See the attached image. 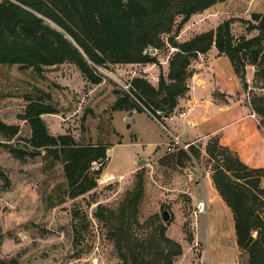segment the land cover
I'll return each instance as SVG.
<instances>
[{
  "label": "rangeland",
  "instance_id": "rangeland-1",
  "mask_svg": "<svg viewBox=\"0 0 264 264\" xmlns=\"http://www.w3.org/2000/svg\"><path fill=\"white\" fill-rule=\"evenodd\" d=\"M217 7L198 14L192 24L183 25L182 40L194 30L214 28L228 18L251 20L252 13L263 10L264 0H222ZM231 32L245 38L258 33L247 31L246 23L240 20L232 22ZM171 48L165 46L151 54L166 63L160 68L155 66L157 73L166 72L163 67L174 52ZM251 55L247 51L244 59ZM259 60L264 66V50ZM143 66L99 67L103 80L94 85L72 63L44 67L39 73L18 64L0 65V120L19 126L9 141L0 133V142L18 144L24 149L23 139L29 137L30 128L21 116L27 99L41 98L57 111L41 115L48 133L70 134L79 144L102 143L109 150L95 175V187L69 197L60 161L45 157L43 150L34 157L25 155L20 159L8 146L0 145V264H122L108 223L99 219L96 212L102 206L118 213L122 200L139 180L142 195L137 204V220L144 226L161 222L165 235L180 244L181 253L172 258L173 264H248V255L236 244L232 215L205 198L204 183L216 166L205 152V145L213 136L187 143L198 148L200 155L189 161L182 159L178 164L171 155L180 146L166 151L171 137L165 135L163 128L143 115H134L133 124L128 127L129 120L123 119L126 114L112 110L113 89H127L132 77L148 76L150 72ZM246 69L248 87L239 97L250 107L249 100L261 95L264 88L262 79L255 75L256 66L247 64ZM222 70L228 88L234 90L240 85L237 77L230 79L225 67ZM261 128L264 130V126ZM135 135L140 144L129 143ZM155 141L160 143V151L146 155ZM142 149L145 154L134 158ZM142 158L145 162L138 165L136 161ZM98 168V164H93L94 171ZM201 202L203 205L199 206ZM163 211L168 213L167 221L163 220ZM134 227L138 237L149 232Z\"/></svg>",
  "mask_w": 264,
  "mask_h": 264
},
{
  "label": "trees",
  "instance_id": "trees-1",
  "mask_svg": "<svg viewBox=\"0 0 264 264\" xmlns=\"http://www.w3.org/2000/svg\"><path fill=\"white\" fill-rule=\"evenodd\" d=\"M219 1L222 0H0V65L18 64L39 73L44 67L72 63L87 82L96 85L103 80L97 71L99 67L158 64L149 49L172 47L167 75L160 72L156 86L143 76H134L127 89L112 91L115 95L112 110L148 111L158 119L171 113L178 98L187 92V81L194 72L191 61L213 45L217 55L229 59L243 90L248 87L247 64L256 66L255 75L262 79L264 88V66L259 60L264 50V8L252 13L251 20L228 18L215 28L176 41L192 14L203 12ZM235 20L246 23L247 31L258 33L250 38L233 36L231 24ZM247 51L252 55L244 59ZM37 90L49 97L43 90ZM220 96L227 102L224 94ZM27 101L21 119L28 123L30 135L23 139L24 149L18 144L0 142V145L8 146L20 159L25 155L34 157L43 150L45 157L60 161L69 197L95 187V175L106 160V146L79 144L70 134L48 133L41 115L56 113V109L41 98ZM249 104L259 117L258 126L263 127L264 92L253 96ZM18 131V125L0 120L4 140L9 141ZM205 152L216 162L211 179L231 210L238 248L248 255V264H264V167L246 165L235 152L221 145L217 136L209 139ZM199 155L200 150L188 144L171 156L181 164L182 159L189 161ZM95 163L99 166L96 171ZM141 195L139 180L122 200L118 213L99 206L96 216L108 223L122 264H173L172 258L181 253V246L165 235L161 222L153 226L139 223L137 204ZM134 226L149 232L138 237Z\"/></svg>",
  "mask_w": 264,
  "mask_h": 264
},
{
  "label": "crops",
  "instance_id": "crops-1",
  "mask_svg": "<svg viewBox=\"0 0 264 264\" xmlns=\"http://www.w3.org/2000/svg\"><path fill=\"white\" fill-rule=\"evenodd\" d=\"M217 5L218 2L204 11L210 8L219 9ZM200 13L192 14L183 25L192 24L193 21L197 20ZM211 28L213 27H209L207 30ZM207 30H194V32L189 34V38ZM183 34L181 30L177 36L179 41H185L182 40ZM157 59L158 64H143L145 65L143 69L149 70L148 76L151 79L147 75H141L144 78H148L147 80L153 86L157 85L160 74L159 71L157 73L155 66L160 68V65L166 64L159 61V58ZM190 67L194 69V72L188 80V90L183 96L178 98L177 105L172 111L174 115L173 119L164 120L169 132L173 136H176L181 144H187L195 140H204L210 136H217L219 143L235 152L246 165L250 167H264V130L258 126V118L255 113L239 97L244 91L241 83L233 90L227 87L222 77L223 67L227 71L228 78L235 79L237 77L229 59L225 55H217V49L213 45L205 54H198V57ZM163 68L166 71V74L163 73V75L166 77L168 65ZM220 94L225 95L227 102L222 100ZM118 112L126 114V116H123V119L129 120L127 123L128 127L132 126L134 115H143L151 123L161 127L147 112H136L135 110L131 112ZM165 135H168V133L166 132ZM133 142L140 144L136 135L129 143L132 144ZM159 147V142H153L151 150L146 155L151 153L157 154L160 151ZM142 152L143 149L137 152L134 158L145 154ZM204 186L207 202H212L221 208H225L226 212L232 215L231 210L215 189L211 178H209L208 182L204 183Z\"/></svg>",
  "mask_w": 264,
  "mask_h": 264
},
{
  "label": "built area",
  "instance_id": "built-area-1",
  "mask_svg": "<svg viewBox=\"0 0 264 264\" xmlns=\"http://www.w3.org/2000/svg\"><path fill=\"white\" fill-rule=\"evenodd\" d=\"M187 86H188V81H187ZM148 112V111H147ZM149 113V112H148ZM154 119H155V121L158 123V124H160V126L168 133V135L171 137L170 138V141H169V143L166 145V151H168V152H172L173 150H174V146H176V145H178V146H180V148H182V149H186L187 148V146H188V144H181L179 141H178V139H177V137L176 136H173L170 132H169V129L167 128V126L165 125V123H164V120H166V119H169V120H171V119H173V117H174V115H173V112H171V113H169L168 115H164V116H162L160 119H158V118H156V117H154L151 113H149ZM203 205V203L201 202V203H199V206H202Z\"/></svg>",
  "mask_w": 264,
  "mask_h": 264
},
{
  "label": "water",
  "instance_id": "water-1",
  "mask_svg": "<svg viewBox=\"0 0 264 264\" xmlns=\"http://www.w3.org/2000/svg\"><path fill=\"white\" fill-rule=\"evenodd\" d=\"M155 50L156 49H154V48H151V49H149V53L150 54H153L154 52H155ZM127 126H129V125H127ZM109 153V150L108 149H106V154H108ZM145 162V159H138L137 161H136V163L138 164V165H140V164H142V163H144ZM162 217H163V220L164 221H167L168 220V213H167V211H163V214H162Z\"/></svg>",
  "mask_w": 264,
  "mask_h": 264
}]
</instances>
